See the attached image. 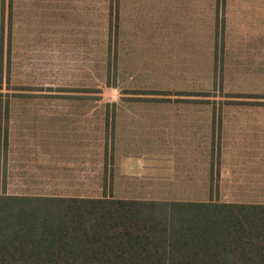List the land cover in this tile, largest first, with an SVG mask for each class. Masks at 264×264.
Returning a JSON list of instances; mask_svg holds the SVG:
<instances>
[{"label":"rangeland","instance_id":"1","mask_svg":"<svg viewBox=\"0 0 264 264\" xmlns=\"http://www.w3.org/2000/svg\"><path fill=\"white\" fill-rule=\"evenodd\" d=\"M107 1L105 50L100 46L83 60L80 52H67L65 37H53L65 31L66 22L51 21L49 0H4L10 4L8 17L0 0V180H6V192L206 201L218 189L221 202L264 203V0H203V7L212 3L216 14L212 28L208 13L203 14L191 25L200 38L170 39L162 37L154 0H139L149 6L146 15L123 16L121 29L116 0ZM93 40L101 43V37L86 41ZM192 105L202 113L197 136L204 147L211 146L201 150L212 158L209 171V165L202 167V194L211 192L208 198L153 197L164 193L141 189L137 182H132L136 189L114 190L108 186L114 175L108 148L102 160L91 158L84 182L73 181L80 174L72 164L59 167L50 161L56 144L109 147L116 110L122 109L121 115L151 108L179 113ZM146 115L129 119L133 127L138 124L132 142L161 145V135L144 125ZM208 115L216 121L210 133L204 125ZM81 116L89 123L83 129L74 124ZM51 167L59 169L54 178L64 181L50 180ZM156 168L161 182L181 173L179 166Z\"/></svg>","mask_w":264,"mask_h":264},{"label":"trees","instance_id":"2","mask_svg":"<svg viewBox=\"0 0 264 264\" xmlns=\"http://www.w3.org/2000/svg\"><path fill=\"white\" fill-rule=\"evenodd\" d=\"M0 264H264V203L15 195Z\"/></svg>","mask_w":264,"mask_h":264},{"label":"crops","instance_id":"3","mask_svg":"<svg viewBox=\"0 0 264 264\" xmlns=\"http://www.w3.org/2000/svg\"><path fill=\"white\" fill-rule=\"evenodd\" d=\"M1 1L3 3V9L1 10L2 14L6 15L5 10L6 8H10V4L6 6V2L4 3V0ZM49 1L50 16L52 19L51 21L53 23H55V21H59L60 23H62L63 21L66 22L65 31L60 34L57 33L53 37H65L67 39L66 44L70 49L67 50L68 53L80 52L84 60L90 59V54L99 52L100 46L102 48V51L105 50V32L108 3L107 0ZM144 1L147 2L149 0ZM154 1L159 6L163 23L162 37L165 39L176 37L200 38L199 34L191 25H196V21L199 22L200 20H202L203 14L208 13L207 15L209 16V19L207 20L210 28H212L213 26L214 17H216V14L213 13L214 9L213 11L211 10L212 8L210 9V7H212V3L209 4L208 2H206V5H204L203 7V0ZM115 7L117 8V13L119 15L121 29L123 16H131L137 13L145 14V12L147 13V9L149 6L146 5V3L141 4V1L139 0H116ZM203 8L205 12L203 11ZM8 15L9 10H7L6 17H8ZM176 29H178L177 36L175 34ZM227 29L228 28H226V30ZM209 36L213 37L211 33ZM100 37L101 43L100 40H97V42L93 40V43L86 41L87 39H99ZM120 37H122L121 33ZM226 37L229 38L228 35ZM76 39H78V41H76ZM79 39H81L80 44ZM74 42L76 46L72 45ZM72 46L73 48L71 49ZM91 46L93 49L92 51H89L88 48H90ZM77 48H81V50H78ZM189 99H192V97H189ZM192 106V110L181 111L179 113L164 108H162L161 111L151 108L149 109L151 111H142V109L137 110V112L131 109L130 112H125L124 115H121V112L124 111H122V109L120 111L116 110L114 115V137L112 140V144H110L109 147L105 146L104 149V146L101 144L90 145L89 143H86L84 141L56 144L51 149L52 153L50 161H52L53 164L59 167H62V164L64 163L68 166L72 164L73 167L76 168L73 171L79 172L78 174H80L79 176H75L73 181L84 182L85 178L82 174L89 173L91 167V158L102 160L105 157V153H107L106 148H108L109 154L110 156H112V160H110V163H112L113 161L114 168V175L112 179L108 178V186L112 185L114 190L119 189L127 192L128 190L134 188L132 182H137L139 188L141 189H152L157 193H164L153 195V197L183 199L198 197L208 198L209 195H211V192L208 193V195L202 194V167L203 165H209V171L210 165L212 163V158L210 154L209 157L211 162L208 163L207 160L209 159V157H207V155L201 154V150L209 149L211 151V146H203V140L199 135L203 126L202 113L200 109H195L196 106ZM125 109L126 108H124V110ZM143 113H147L146 117L142 118L145 121L144 125H146V127L151 130V133H158L157 135H161V145H155L153 143L144 144L146 140L141 141L140 144L142 145L132 142L134 141V137L133 134L131 135V132L136 131L135 127H137L138 124L133 127V122H131L129 119L135 116H141L143 115ZM79 119L80 121L76 120L74 122V124H76L78 128L83 129L84 126L89 125L87 118H85L84 116L79 117ZM154 121H156L157 123L154 124ZM60 123L62 124V122ZM214 123H216V121L213 119L211 120V115H208L207 121L204 123V125L207 127V129L205 130L207 131V133H210ZM66 125L69 126V123L66 122L65 126ZM149 125H151V127H149ZM215 127L217 126L215 125ZM197 133H199L198 136ZM130 140L132 143H130ZM98 146H102L101 149L98 148ZM95 149H100V151H97V154L90 152L91 150ZM163 165H167L172 168H174V166L175 168L179 166L181 173L176 174L177 178L175 179H173L172 175L168 174L169 178L167 179V181L164 178L161 182L159 180V171L156 167H160ZM98 169L99 173L100 170L101 173L103 172L101 168ZM56 170L51 167L50 175L52 177L50 180L64 181V178H62L63 180L60 178H54L53 173L55 175L58 174L56 173ZM61 170L62 169H60V172H62ZM64 171L65 170H63V172ZM209 174L210 173L208 172V175ZM217 188H219V186H217ZM215 190L216 192L215 194L213 193V195H215V197H218V189ZM128 194L129 193L119 195V198H123L125 195L127 197ZM74 196L83 197L87 195L86 193H76ZM149 196L151 195L145 194V197Z\"/></svg>","mask_w":264,"mask_h":264}]
</instances>
